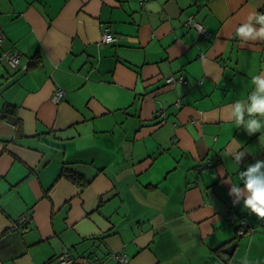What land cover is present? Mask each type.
I'll return each mask as SVG.
<instances>
[{"label": "crops", "instance_id": "obj_1", "mask_svg": "<svg viewBox=\"0 0 264 264\" xmlns=\"http://www.w3.org/2000/svg\"><path fill=\"white\" fill-rule=\"evenodd\" d=\"M254 13L264 0H0V115L21 123L0 117V264H264V227L237 234L264 219L227 183L264 161V129L226 119L264 75V40L236 35Z\"/></svg>", "mask_w": 264, "mask_h": 264}, {"label": "clouds", "instance_id": "obj_2", "mask_svg": "<svg viewBox=\"0 0 264 264\" xmlns=\"http://www.w3.org/2000/svg\"><path fill=\"white\" fill-rule=\"evenodd\" d=\"M149 7H152L151 5ZM260 25L259 28L255 25ZM242 41L264 40V14L254 13L248 17V22L242 24L236 31ZM254 90L246 100H237L228 106L226 119L234 121L237 126H243L251 135L264 129V75L254 76L252 79ZM247 114L248 119L245 120ZM259 117V118H258ZM243 153L236 154L237 163L241 162ZM264 161H256L247 166L246 171L240 173L243 187L230 183L229 196L236 198L234 204L243 202L244 208L258 218L264 219Z\"/></svg>", "mask_w": 264, "mask_h": 264}, {"label": "built area", "instance_id": "obj_3", "mask_svg": "<svg viewBox=\"0 0 264 264\" xmlns=\"http://www.w3.org/2000/svg\"><path fill=\"white\" fill-rule=\"evenodd\" d=\"M186 24L188 26H192V27H196L200 34L204 35L205 38H209L211 36V34L207 31V29L205 28V26L203 25V23H201L200 21H197L195 19V15H190L187 18ZM5 38V32L2 26H0V43L3 42ZM102 39L104 42L106 43H114L118 40V36H116L114 33L110 32L108 29H106L103 32V36ZM4 57L6 58V60L11 64L12 67H18L21 61V55L19 51L16 50H11V49H7L4 53ZM168 84H173L176 82H180L183 84H187L188 80L185 79L183 76H176V75H171L169 77H167L166 79ZM65 96V89L61 86H58L52 96V100L55 103H59L63 100ZM178 105H182V100H179L177 102ZM25 221H27L26 217L23 218ZM239 226L237 229V234L238 236H244L247 235L249 233H253L255 232L258 228H263L264 227V221H260V223L258 225H254L252 223H250L247 219L243 218L239 221ZM115 258L118 261H126L127 257L125 254H116ZM74 260V256L70 253V252H64L61 255H59L58 257H56L54 259V264H70L72 263Z\"/></svg>", "mask_w": 264, "mask_h": 264}, {"label": "trees", "instance_id": "obj_4", "mask_svg": "<svg viewBox=\"0 0 264 264\" xmlns=\"http://www.w3.org/2000/svg\"><path fill=\"white\" fill-rule=\"evenodd\" d=\"M65 94H66V92H65ZM0 117L3 119H6V120L12 121L16 125L18 130H21L20 119L18 118L17 114L15 113L14 107H12L11 105L4 107V110H3V112H1ZM61 176L68 178L74 184H76L82 188L87 187L91 181L83 173L76 171V170L68 169L67 167H64V169L61 172Z\"/></svg>", "mask_w": 264, "mask_h": 264}, {"label": "water", "instance_id": "obj_5", "mask_svg": "<svg viewBox=\"0 0 264 264\" xmlns=\"http://www.w3.org/2000/svg\"><path fill=\"white\" fill-rule=\"evenodd\" d=\"M235 246H236V244L235 243H232L229 246H227L224 250H225V252L231 254L233 252Z\"/></svg>", "mask_w": 264, "mask_h": 264}, {"label": "rangeland", "instance_id": "obj_6", "mask_svg": "<svg viewBox=\"0 0 264 264\" xmlns=\"http://www.w3.org/2000/svg\"><path fill=\"white\" fill-rule=\"evenodd\" d=\"M24 217H26L27 221H25V220L23 219ZM28 221H29L28 216H27V215H24V216H22V217L18 220L17 225H18V224H21V225L26 224Z\"/></svg>", "mask_w": 264, "mask_h": 264}]
</instances>
